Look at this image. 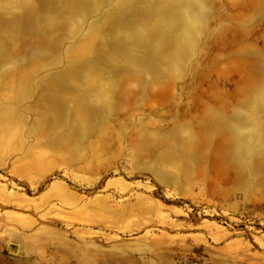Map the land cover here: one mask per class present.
<instances>
[{
  "label": "rangeland",
  "instance_id": "1",
  "mask_svg": "<svg viewBox=\"0 0 264 264\" xmlns=\"http://www.w3.org/2000/svg\"><path fill=\"white\" fill-rule=\"evenodd\" d=\"M0 264H264V0H0Z\"/></svg>",
  "mask_w": 264,
  "mask_h": 264
}]
</instances>
